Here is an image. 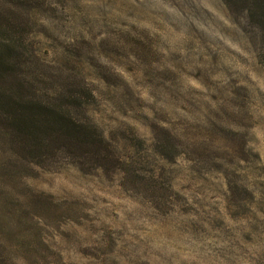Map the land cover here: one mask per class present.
Segmentation results:
<instances>
[{
  "label": "rangeland",
  "instance_id": "obj_1",
  "mask_svg": "<svg viewBox=\"0 0 264 264\" xmlns=\"http://www.w3.org/2000/svg\"><path fill=\"white\" fill-rule=\"evenodd\" d=\"M0 6L27 13L47 68L87 80L120 158L42 167L0 137V261L264 264V33L245 13L224 0Z\"/></svg>",
  "mask_w": 264,
  "mask_h": 264
},
{
  "label": "trees",
  "instance_id": "obj_2",
  "mask_svg": "<svg viewBox=\"0 0 264 264\" xmlns=\"http://www.w3.org/2000/svg\"><path fill=\"white\" fill-rule=\"evenodd\" d=\"M224 1L264 33V0ZM31 28L26 12L0 6V137L5 147L42 167L71 159L92 168H118L120 158L88 114L94 90L79 75L47 68L34 51ZM2 259L0 264H17Z\"/></svg>",
  "mask_w": 264,
  "mask_h": 264
}]
</instances>
